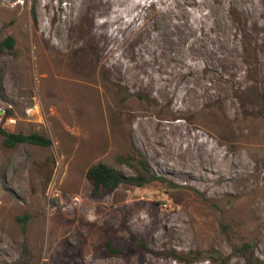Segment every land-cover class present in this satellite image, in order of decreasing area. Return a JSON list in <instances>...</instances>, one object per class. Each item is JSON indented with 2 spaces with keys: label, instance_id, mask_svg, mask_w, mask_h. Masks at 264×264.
I'll return each mask as SVG.
<instances>
[{
  "label": "rangeland",
  "instance_id": "374dc122",
  "mask_svg": "<svg viewBox=\"0 0 264 264\" xmlns=\"http://www.w3.org/2000/svg\"><path fill=\"white\" fill-rule=\"evenodd\" d=\"M8 36L0 123L52 144L0 133V264H264V0H0ZM144 124L248 170L181 174ZM138 158L95 194L91 165Z\"/></svg>",
  "mask_w": 264,
  "mask_h": 264
},
{
  "label": "bare ground",
  "instance_id": "6f19581e",
  "mask_svg": "<svg viewBox=\"0 0 264 264\" xmlns=\"http://www.w3.org/2000/svg\"><path fill=\"white\" fill-rule=\"evenodd\" d=\"M223 47L225 46L223 45ZM152 127L144 124L143 131L150 137V145L155 154L164 156L169 168L181 174L186 175L188 173L193 178H197L202 174H207L209 179L219 175L232 178L236 173H243L248 170L250 156H248L249 152L245 154L247 151H242L237 155H223L221 151L214 152V146L210 149L206 148V144L209 142L208 139L188 141L182 138V141L186 143L183 148L182 143L175 139V135L180 133L179 130H181L177 126L168 129L163 127H153L152 129ZM195 164L196 167L202 166L206 173L194 172Z\"/></svg>",
  "mask_w": 264,
  "mask_h": 264
},
{
  "label": "trees",
  "instance_id": "16d2710c",
  "mask_svg": "<svg viewBox=\"0 0 264 264\" xmlns=\"http://www.w3.org/2000/svg\"><path fill=\"white\" fill-rule=\"evenodd\" d=\"M15 43L16 41L13 36H8L5 39L0 40V53L4 52L6 49H14ZM0 133L6 136V143L10 146L23 142L44 146L52 144V140L43 134L37 132L29 134L10 132L7 131L1 123ZM128 163L137 171L135 176H126L114 167L101 161L91 165L87 170V177L94 185L95 194L102 195L107 193L121 183H130L141 186L149 180L147 178L148 170L145 162L138 158L137 160L128 159ZM102 246L113 254L118 253V250L112 245L111 240H106Z\"/></svg>",
  "mask_w": 264,
  "mask_h": 264
},
{
  "label": "water",
  "instance_id": "95a60500",
  "mask_svg": "<svg viewBox=\"0 0 264 264\" xmlns=\"http://www.w3.org/2000/svg\"><path fill=\"white\" fill-rule=\"evenodd\" d=\"M4 112V110L0 109V113Z\"/></svg>",
  "mask_w": 264,
  "mask_h": 264
}]
</instances>
